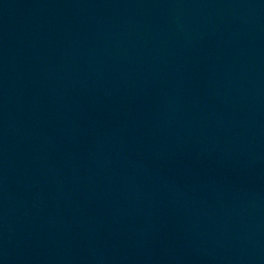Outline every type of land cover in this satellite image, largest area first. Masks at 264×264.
<instances>
[{
	"label": "water",
	"instance_id": "obj_1",
	"mask_svg": "<svg viewBox=\"0 0 264 264\" xmlns=\"http://www.w3.org/2000/svg\"><path fill=\"white\" fill-rule=\"evenodd\" d=\"M0 264H264V0H0Z\"/></svg>",
	"mask_w": 264,
	"mask_h": 264
}]
</instances>
